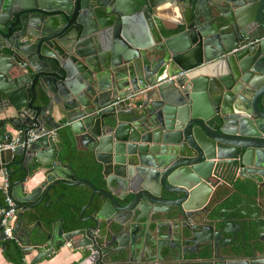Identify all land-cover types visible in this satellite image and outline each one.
Wrapping results in <instances>:
<instances>
[{
    "label": "water",
    "instance_id": "obj_1",
    "mask_svg": "<svg viewBox=\"0 0 264 264\" xmlns=\"http://www.w3.org/2000/svg\"><path fill=\"white\" fill-rule=\"evenodd\" d=\"M262 36L264 0H0V171L47 166L14 199L21 264H264ZM59 122L103 188L64 163ZM60 186L90 190L68 232Z\"/></svg>",
    "mask_w": 264,
    "mask_h": 264
},
{
    "label": "crops",
    "instance_id": "obj_2",
    "mask_svg": "<svg viewBox=\"0 0 264 264\" xmlns=\"http://www.w3.org/2000/svg\"><path fill=\"white\" fill-rule=\"evenodd\" d=\"M112 3L114 0H111ZM116 2V1H115ZM118 3V2H116ZM120 3V2H119ZM124 6V5H123ZM173 9H170L168 4H163L159 7V11L156 15V18L159 19V23L163 29H169L171 25L167 22L169 16L173 15ZM104 73V71H103ZM112 76L105 73L101 79V83L104 86H107L111 83ZM57 120V119H56ZM60 127L58 130L54 131L56 137L54 139L56 143V148L60 150V154L64 156V163L69 164L73 169L74 173L78 178L81 179H90L92 175H95L98 171L100 173L101 165L95 161L93 152L88 150L89 144L86 143L84 139H81L79 136H74L71 130L65 126L63 123L59 122ZM73 156V157H72ZM21 159L20 156L15 157V162H18ZM42 162H47V158H41ZM10 167L13 169V181L9 188L13 191L14 195L11 193L13 199L16 196L21 197L22 195L28 194L34 187L38 186L44 180L43 171L47 166H42L38 161H33V165L30 168L29 175L25 177V170L19 164H10ZM4 166L0 171V188L4 184L5 174ZM23 174V178H20L19 175ZM94 183L98 187H104V183L101 180ZM60 188L66 193V197L62 200L63 206L58 203V207H66V217L63 223V229L65 232L71 231L75 227H80L81 223L78 220V215L80 213V208L86 203L87 198L90 194L89 188L86 186H60ZM243 198H248L252 203H257V194L256 186H252L251 190L243 192L242 196H235V203L240 201ZM4 205V194L0 189V209ZM251 212V210L249 209ZM89 211H86L82 217L88 216ZM239 216V214H237ZM240 217V216H239ZM18 219L15 217L13 220L14 228L18 225ZM30 224V223H29ZM28 224V225H29ZM43 229L49 228V225L42 223ZM34 233H38L37 230H34ZM18 234V235H17ZM15 235V241H8L4 243L0 235V264H21L22 259L19 255V242L17 238H20V232ZM240 238L239 241H242V233L237 234ZM224 237H229V235H224ZM239 242H236L238 244ZM236 245H233L232 249ZM34 254V253H33ZM70 253L67 248L64 247L59 253L53 254L50 257L42 260L38 264H68L70 262ZM32 255L25 257L23 262L28 263Z\"/></svg>",
    "mask_w": 264,
    "mask_h": 264
},
{
    "label": "built area",
    "instance_id": "obj_3",
    "mask_svg": "<svg viewBox=\"0 0 264 264\" xmlns=\"http://www.w3.org/2000/svg\"><path fill=\"white\" fill-rule=\"evenodd\" d=\"M262 36L260 39H263ZM255 39L253 42H257ZM30 141V140H29ZM17 147L16 139L9 141H0V153L10 152L13 153ZM5 174V180L3 186L0 188L1 192L4 194V205L0 209V227L2 231L3 241H15L14 237V226L13 220L16 217L17 209L16 202L9 193V185L7 183V177Z\"/></svg>",
    "mask_w": 264,
    "mask_h": 264
},
{
    "label": "trees",
    "instance_id": "obj_4",
    "mask_svg": "<svg viewBox=\"0 0 264 264\" xmlns=\"http://www.w3.org/2000/svg\"><path fill=\"white\" fill-rule=\"evenodd\" d=\"M13 172L14 171H13V169L10 166L6 169L7 183H8L9 186L11 185V183L13 181V174H14ZM19 177L20 178H23V174L21 173L19 175ZM89 180H91L93 182L94 181L97 182L98 180H100V173H99V171L95 175H92ZM3 242L4 243H8V241H3Z\"/></svg>",
    "mask_w": 264,
    "mask_h": 264
},
{
    "label": "rangeland",
    "instance_id": "obj_5",
    "mask_svg": "<svg viewBox=\"0 0 264 264\" xmlns=\"http://www.w3.org/2000/svg\"><path fill=\"white\" fill-rule=\"evenodd\" d=\"M2 232V231H1ZM14 237H15V235H14Z\"/></svg>",
    "mask_w": 264,
    "mask_h": 264
}]
</instances>
